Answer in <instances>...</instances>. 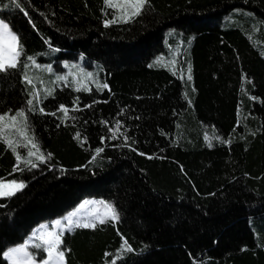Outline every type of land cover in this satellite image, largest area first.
<instances>
[{
  "label": "trees",
  "instance_id": "1",
  "mask_svg": "<svg viewBox=\"0 0 264 264\" xmlns=\"http://www.w3.org/2000/svg\"><path fill=\"white\" fill-rule=\"evenodd\" d=\"M113 3L0 0L23 46L0 72V179L24 184L0 197V264L86 198L119 219L65 230V264H264V0H146L127 22Z\"/></svg>",
  "mask_w": 264,
  "mask_h": 264
},
{
  "label": "snow or ice",
  "instance_id": "2",
  "mask_svg": "<svg viewBox=\"0 0 264 264\" xmlns=\"http://www.w3.org/2000/svg\"><path fill=\"white\" fill-rule=\"evenodd\" d=\"M146 0H122V5H127L134 9L130 14L121 17L125 22L132 17L139 15L141 9L143 8ZM106 6L110 7H117L118 5L113 3V0H104ZM126 11V9H125ZM118 22L117 18L112 20H106L105 26L111 23ZM23 52V46L19 42V37L10 29L9 25L4 21L0 20V72L8 71L9 69H15L20 64V57ZM28 60L32 61L35 64V61L32 57H28ZM38 67V66H37ZM24 68H28V64H24ZM49 71L51 69L49 68ZM87 75H91L88 73ZM58 79H63V77H58ZM189 79L191 77L189 76ZM25 80L31 84L32 81L28 78L27 74H25ZM104 87H107L105 84ZM51 94V92H49ZM29 95H35V93H29ZM38 102V98H37ZM29 105L33 104V100L29 99L27 101ZM86 107H88L86 105ZM65 114V117L68 115V109L64 105H60V109ZM43 112V108L40 109ZM54 115V114H53ZM18 117H23L26 121L25 112L23 109L16 112L15 115H12L10 119L12 121H16ZM5 120L4 115H0V122ZM117 127H119V121L117 122ZM79 139V133L76 136ZM86 139V138H85ZM217 139H219L217 137ZM9 147H12L14 153H16L17 162L21 160L20 154L16 151V148L13 147V142L11 140H6ZM31 147L36 151L29 150L28 156H36L38 160L43 161L45 157L40 153V149L36 143H32ZM103 151V149L97 148L96 152L99 153ZM143 155V153H141ZM25 163L30 164L31 167H36V164H33L31 160H26ZM16 169L14 168V171ZM24 187L23 183H17L16 180H12L10 182H4V180L0 179V196H12L21 188ZM90 203L89 201H84L79 205V208H84L86 204ZM105 203V208L108 209L111 219L117 220L119 219V215L116 212L115 208ZM76 215L75 211L69 213L64 220L67 221V224L63 225L59 232H57V226L61 225V220H55L51 222V225L42 224L39 226V229H34L32 231L31 236L24 240L23 243L16 247L9 248L6 252H3V256L8 259L11 264H35L36 255L30 251V248H34L38 252L42 251L43 253L47 254V259H42L41 264H51L52 261H57L58 264H64L65 259V252L66 249H62L63 241L61 239L62 235L64 234V230L71 231L73 227H83V228H95L96 227V220L99 223H105V219L100 218L97 216L95 219L88 221V222H81L79 220H73V217ZM51 229V230H49ZM39 233V234H38ZM41 241L42 243H36L35 241ZM127 242L125 241L124 244L121 245L122 248L126 250H131L127 248ZM115 264V262H113Z\"/></svg>",
  "mask_w": 264,
  "mask_h": 264
},
{
  "label": "rangeland",
  "instance_id": "3",
  "mask_svg": "<svg viewBox=\"0 0 264 264\" xmlns=\"http://www.w3.org/2000/svg\"><path fill=\"white\" fill-rule=\"evenodd\" d=\"M0 20H2L0 18ZM11 29V28H10ZM12 30V29H11ZM13 31V30H12ZM14 32V31H13ZM15 33V32H14ZM65 65H66V61H64ZM70 66H72L73 68H75L76 70L82 72V71H85L87 73H90V74H94L96 72H98V67H97V64L95 62H89L88 60H86L84 58V56H80L78 58V60L76 61H73L70 63ZM12 180H4V182H10ZM17 183H22L21 181L19 180H16ZM1 197V196H0ZM84 201H89L90 203L86 204L84 206V208H79V205L84 202ZM106 202L107 204H110L108 203L107 201H104L102 199H96V198H86L84 200H82L74 209H72L70 212H68L66 215H64L63 217L61 218H58V219H55V220H61V225L60 226H57V232L60 231V229L63 227V225L67 224V221L64 220V217H66L69 213L71 212H74L76 213V215L73 217V220H79L81 222H88V221H91L93 219H95L97 216H99L100 218H103V219H111V215L108 211V209L105 208V203ZM111 205V204H110ZM53 220V221H55ZM51 222H45L43 224H47V225H51ZM99 221L96 220V223H98ZM42 225V224H40ZM38 225L36 228L34 229H39V226ZM51 230V229H49ZM66 230V229H65ZM64 230V231H65ZM32 234V232H31ZM31 234L29 235V237L31 236ZM39 234V233H38ZM28 237V238H29ZM27 238V239H28ZM36 243H42L41 241L37 240L35 241ZM18 246V245H17ZM16 247V246H14ZM8 250V249H7ZM6 250V251H7ZM30 250V249H29ZM6 259V258H5ZM44 259H47V254L45 253V257ZM7 260V263L8 264H11V262ZM35 264H41V260L38 261L37 259L35 260ZM51 264H58L57 261H52ZM65 264V263H64Z\"/></svg>",
  "mask_w": 264,
  "mask_h": 264
}]
</instances>
